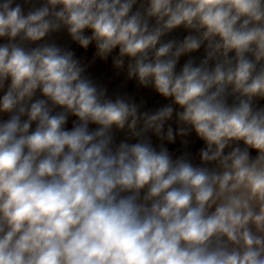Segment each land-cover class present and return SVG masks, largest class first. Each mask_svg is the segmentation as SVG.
Returning <instances> with one entry per match:
<instances>
[{
  "label": "clouds",
  "instance_id": "obj_1",
  "mask_svg": "<svg viewBox=\"0 0 264 264\" xmlns=\"http://www.w3.org/2000/svg\"><path fill=\"white\" fill-rule=\"evenodd\" d=\"M0 264H264V0H0Z\"/></svg>",
  "mask_w": 264,
  "mask_h": 264
}]
</instances>
